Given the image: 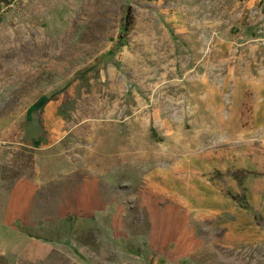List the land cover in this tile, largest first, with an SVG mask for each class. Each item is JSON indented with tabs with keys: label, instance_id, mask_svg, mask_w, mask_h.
I'll return each mask as SVG.
<instances>
[{
	"label": "rangeland",
	"instance_id": "rangeland-1",
	"mask_svg": "<svg viewBox=\"0 0 264 264\" xmlns=\"http://www.w3.org/2000/svg\"><path fill=\"white\" fill-rule=\"evenodd\" d=\"M17 181L0 264H264V0H0Z\"/></svg>",
	"mask_w": 264,
	"mask_h": 264
},
{
	"label": "crops",
	"instance_id": "crops-1",
	"mask_svg": "<svg viewBox=\"0 0 264 264\" xmlns=\"http://www.w3.org/2000/svg\"><path fill=\"white\" fill-rule=\"evenodd\" d=\"M20 184L21 183L20 182L18 183V181L14 182V184L11 186V188L9 190H6L7 192L1 193V191H0V194H2V197L4 199L3 201L0 202V206L2 205V207H0V209L1 208L8 209L7 207L10 206V197L17 190V188L19 187ZM28 193H29V194H27L28 196L32 195L30 197V200H29L31 203H29V201H28L27 207L23 206L24 208H22L20 210L28 211V212L29 211L40 212V211L44 210V208H42V206L41 207L39 206V205H41V203L39 201H38L39 203L37 202L39 205L36 203V197L34 198V196H33L34 191H32V192L29 191ZM25 197H26V195H25ZM27 199H28V197H27ZM50 205H52V202L50 203ZM0 223H2V222H0ZM6 223H8V221H6Z\"/></svg>",
	"mask_w": 264,
	"mask_h": 264
}]
</instances>
